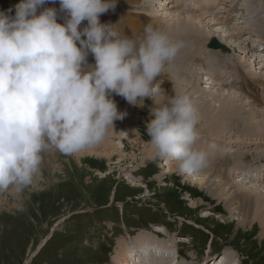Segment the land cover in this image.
<instances>
[{"label":"rangeland","instance_id":"rangeland-1","mask_svg":"<svg viewBox=\"0 0 264 264\" xmlns=\"http://www.w3.org/2000/svg\"><path fill=\"white\" fill-rule=\"evenodd\" d=\"M136 1H140L141 8L145 10L140 13L145 15L143 18L145 17L147 23H149L147 19L151 23L155 20H159L158 22L161 24L168 22L170 24L167 27L171 28L169 30H173L172 27L175 24L173 22L177 18L182 19L191 14L194 18L198 16L191 11V0H187L184 8L180 2L181 9L179 10L176 0L169 2L166 0ZM20 2L21 0H0V11L11 9V14L14 15L15 6ZM56 2L57 9H59V0ZM156 2L160 8H157ZM127 4V2L118 0L116 8L122 7L124 10H121V13H123L117 12L115 8L102 14L100 19L103 23L117 25L119 29V26L122 25L126 35L130 36L132 35L130 27L134 26L127 27L125 21L128 20L129 24V20L133 19L134 16L128 13L133 5ZM139 6H135L134 9L136 10ZM220 8L225 9L224 7L218 9ZM227 10L228 14H235L237 17L238 14L241 15L236 31L248 29L251 22L257 17L252 14H244L242 11L239 12L234 7L227 8ZM165 12L167 13L165 14ZM208 12V14H212V11ZM263 12L264 8L260 9L257 14ZM182 14L184 15L180 16ZM123 15L125 16L124 23L117 19L122 18ZM207 16L213 17V15ZM232 19H234V15L229 16V22ZM247 20L253 21L248 22ZM235 22L237 21L233 20L225 26L230 27ZM86 23L87 21L84 22V24ZM263 23L264 18L258 24L260 28L251 27L252 33L264 36ZM180 26L181 22L174 30L176 36L173 31L167 32H171L169 34L178 39L183 35V33L179 34L183 32L179 29ZM202 26L199 27L204 29L209 27L208 24L205 25L206 27ZM210 26L211 28L208 30L217 27L216 30L219 32H225L221 29L222 25L218 26L212 23ZM195 28L196 26H194ZM185 35L187 38L190 37L187 33ZM205 36L199 33L193 34L191 44L198 47L194 48L191 45L189 49H200L199 42L201 40L204 47L210 40L205 39L207 41L205 42ZM245 37L247 38V36ZM223 38L226 39L225 35ZM261 40L264 42V37ZM219 41L222 42L220 39ZM252 44L254 43L251 42ZM256 47L258 46L256 45ZM199 49L192 52L194 56L191 57L195 61L187 57L186 62L184 58L180 60L178 56L165 69V74L172 81L171 83L177 84L176 79L182 84L180 86L187 88L185 93L188 95L192 88H202L207 83L204 80L201 85L200 81L203 75H199L198 68L192 64H197L195 54L203 51ZM183 51L182 49L180 53L183 54ZM253 52L248 55L249 59L252 58V54H257ZM91 58L94 57L89 55L88 61L95 62ZM242 58L247 59L244 54ZM249 61L251 64L253 63L252 60ZM261 67L258 71L252 69L255 71L254 74L261 72L258 77L261 78L260 80H264V63ZM240 68L245 72L252 71L247 63L242 64ZM207 86H209L208 83ZM263 86L264 82L262 86L259 84L255 87L260 90L261 100H264ZM118 97L114 96L115 100ZM216 97L217 95L212 97L213 99H209L203 93L195 94L193 92L195 101L206 99L210 101L213 110L219 105L213 101ZM232 97L235 98V96ZM246 99L253 98L247 97ZM152 105L155 104L144 102L143 108L131 106V109L127 111L128 121L130 118L136 121L137 129L136 131L131 130L133 135L130 136V140L123 139L127 134L126 128L123 129L125 132L122 130V134L112 137V140L123 143L122 155L115 154L111 158L101 157L100 159L88 157L79 162L73 154H61L51 162L50 168L42 166L43 175H38L32 185L19 193L11 190L0 193V264H111L112 260L117 259L116 257H119L120 264H125L124 259L128 256L126 253H129L132 247L138 250V247L142 245L136 241L138 240L137 236L141 234L146 236L148 231L153 233L154 228L156 229L158 226L162 227L166 235L164 238L168 246L166 251L171 254L168 255L171 259L178 260V264H219L223 261L228 264H264V233L260 224L255 222L249 226L240 225L239 221L242 218L239 211L230 210L225 199L219 201L208 193L211 188L221 185L225 191L229 188L233 192L227 190L230 196L244 190L247 192L258 190L259 193L264 194V182L249 181L244 176L241 177L243 174L256 179L255 175H257L258 180L260 179L264 171V141L257 143V139L253 137L252 142L247 140L248 137L237 139L236 131L228 135L227 140H231L224 141V143H219L212 137L210 140L201 138L208 142V145L204 142V146L206 145L210 149L217 148L216 152L221 155L223 152H229L233 155L231 157L233 160L236 158L235 164L232 163V160L225 163L227 166L232 163L231 170H226L222 163L211 164L215 159L222 158L218 154L213 158L212 154L209 156L210 163L204 167V170L182 173L178 166L177 170L170 174L169 171L173 167V163H178L176 160L171 157L160 158L146 155L154 150L145 129V125L150 119V111L155 107ZM121 106L118 105V108ZM253 109L254 111H252ZM244 110H247L245 112L248 113V116L250 114L249 117L253 120L250 121L251 125L252 122L255 125L264 120V106H256L253 102ZM130 124L126 123L127 126ZM258 127L261 128L262 125ZM241 129L249 130L250 125L243 124ZM253 132L251 135L255 136V130ZM117 136L121 139H117ZM146 156L147 159L144 158ZM231 158L227 157L226 160L229 161ZM221 165V169H225L227 178H223V174L218 173V167ZM244 167L246 168L244 169ZM238 168H242L241 171ZM206 170L210 172L206 173ZM198 177L199 179L204 178L207 183L205 187L200 185ZM211 184L214 185L211 186ZM154 241L156 240L154 239ZM124 249H128L125 254ZM122 254L124 255L122 256ZM137 255L139 256V251ZM132 258L130 257V259ZM130 261L132 264L136 263L134 258Z\"/></svg>","mask_w":264,"mask_h":264},{"label":"clouds","instance_id":"clouds-1","mask_svg":"<svg viewBox=\"0 0 264 264\" xmlns=\"http://www.w3.org/2000/svg\"><path fill=\"white\" fill-rule=\"evenodd\" d=\"M117 2L59 0L57 9L43 7L56 0H21L14 15L0 11V193L32 185L53 150L103 143L127 116L114 96L141 108L154 100L145 129L157 157L173 158L182 173L207 166L193 99L175 87L166 93L157 79L185 42L151 22L130 36L101 22Z\"/></svg>","mask_w":264,"mask_h":264},{"label":"bare ground","instance_id":"bare-ground-1","mask_svg":"<svg viewBox=\"0 0 264 264\" xmlns=\"http://www.w3.org/2000/svg\"><path fill=\"white\" fill-rule=\"evenodd\" d=\"M120 1H124L130 5H133L131 7L130 12L128 11V13H130L131 15H137L139 17V20L137 18H135V19H130L129 22L135 23V24L139 23V25L137 26V28L134 27L132 29L131 34L133 32H135L136 34H140L142 32L144 24H141L139 21H140V19H144V21H145V17L143 18V16H145V15L142 14L143 12L140 13L139 10L134 9L135 6H139V2H137V1L135 2V0H120ZM166 1L169 2L170 0H166ZM167 2H165V3H167ZM176 2H177V6H178L177 9L179 10V9H181L180 2L182 3L181 4L182 7L184 8V4L187 2V0H176ZM169 4H171V3H169ZM46 7H56V4L50 3ZM219 7H224L225 9H221V8L218 9ZM232 7H234L235 9H238L239 12L242 11L244 14H252V15L257 16L254 21L249 20L250 22L251 21H253V22H251V25H249L250 27L248 29H246L244 31L243 30L236 31L237 30L236 28H238L237 24L241 20V15L238 14V17H237V15H235V14H228L229 11L227 10V8L231 9ZM119 8L122 9V7L118 6L116 8V10H117V12L121 13V10H119ZM263 8H264V0H237V2H234V0H191V11L193 13L198 14L197 18H194L193 14H191V15H188V16L182 18V19H178V18L176 20L174 19L175 21L173 20L174 21L173 23H175V24L172 27L173 30H169L171 28L167 27V25L170 24L168 22H165V24H161L160 22H158L159 20L158 21L155 20L154 22H152L153 25H155V26H157V27H159L165 31H173L174 34H175L174 30L179 26V24L181 22V26L179 27V29L183 32H181L179 34L183 33V35H181L178 39H182L184 42H186V45L184 48H182L184 50L183 54L180 53L182 51V49H181V51L177 55V57L178 56L180 57V60H182L184 58L185 61L187 62V57L192 58L191 56H194L192 54V52L195 50L197 51L199 49V48L198 49L196 48L195 50L189 49V47L192 45L191 43L193 42L192 41L193 40V38H192L193 34L199 33L202 35H206L204 40L210 39L209 42H211V40L212 41L216 40L219 43H221V45L224 47V49L214 50V49L209 48V46H208L209 42L206 43V45L203 47V45H202L203 42H201L202 41L201 40L199 42L200 45H199V43H198V45H199L200 49L203 51L201 53H196V54L194 53L195 56L197 57V58H195L197 64H194L191 62L193 65H195L196 68H198L199 75H201V74L203 75L202 79L200 81L201 85L203 84L204 80H206L208 85H209V86H207V83H205V86L202 88L201 87L192 88L191 93H189L190 94L189 96L193 99L195 105L198 108V114H199L198 115L199 116L198 128L200 131L199 140H202L201 138H206V139L210 140V137H212V138H214L215 141H217L219 143L220 142L224 143V141L227 142V141L231 140V139L227 140V136L231 135L232 133H234L236 131L237 135H235V136L237 139H240L242 137H248L247 140H249L250 142L253 141L252 140L253 138L257 139V143H258V141H262V142L264 141V120L262 122H260V124L258 122L255 125L252 122V125H251L250 121H253V120L250 119V117H249L250 114L248 116V113L245 112L247 110H244V109H247L248 106H250V104L253 102L256 106H261V105L264 106L263 105L264 100H261L262 97L260 95L259 88L255 89L256 86H259V84H261V86H262L264 80H260L261 78L259 79V77H258L259 74H261V72L260 73L257 72V74H254L255 71H253V69H255L257 71L260 70L262 68L261 67L262 63H264V46H263L264 43H262V40H261L262 37H264V36L261 34L252 33L253 30L251 28V27L260 28L258 24L264 18V12L262 14H257V13L260 9H263ZM122 10H124V9H122ZM208 11H212L211 12L212 14H208L209 13ZM166 13L167 12H165V14ZM175 15H177V14H175ZM183 15L184 14H182L180 16H183ZM207 15H213V17H209ZM231 15H234V19H232V21L236 20L237 22H235V24L230 26V27H226L225 25H228V23L232 22V21L229 22V16H231ZM127 16H129V15H127ZM248 17H251V16H248ZM242 19H245V18H242ZM246 19H248V18H246ZM249 19H251V18H249ZM147 21L150 22L149 19H147ZM243 21H245V20H243ZM59 22L63 23V19H61ZM125 23H127V22L125 21ZM212 23L216 24L218 26L222 25L221 29L225 30V32L224 31L219 32L218 30H216L217 29L216 26H215L216 29H213V30L209 29L208 30V28H211L210 24H212ZM206 24L209 25V27L207 29L199 27L202 25L205 26ZM127 25H128L127 27L131 26L128 23H127ZM246 25H248V24H246ZM140 26H141V28H140ZM194 26H196L195 29H194ZM119 27H120V29H122L123 26L120 25ZM125 27H126V25H125ZM245 27H248V26H245ZM244 28H242V29H244ZM262 29H264V23H263ZM122 30L125 33V30L124 29H122ZM169 33H171V32H169ZM185 33L190 35V37H188L189 39L187 38V35H185ZM125 34H127V33H125ZM222 35L223 36L225 35L226 39H224ZM175 36H176V34H175ZM245 36H247V38ZM194 37L196 39H198L196 37V35H194ZM173 38L175 39L176 37H173ZM218 38L222 42H220ZM200 39H202V38H200ZM206 40H205V42H207ZM205 42H204V44H205ZM249 42H250V44H249ZM251 42L256 44L258 47H256L255 45L253 47H251L252 46ZM248 46H250V47H248ZM195 47H198V46L195 45ZM259 47H262L263 50L258 49ZM253 50H254V52H253ZM252 52L254 54L255 53H257V54H255V55L252 54V58L250 57L251 59H249L248 55H250ZM243 54L247 57V59L242 58ZM190 58H188V59H190ZM91 59L93 61L94 58H91ZM192 60H193V58H192ZM249 60H252L253 63L251 64L250 63L251 61H249ZM193 61H195V60H193ZM247 61H249V62H247ZM88 63L94 64L95 62H89L88 61ZM244 63H247L248 67L252 71H250V72L243 71L242 68H240V66ZM157 79L163 81V84L161 86L165 90V92L168 94H172L173 87L180 89V90H183L184 92H186V90H187V88L180 86L182 84H180L176 79H175V81L177 84H175V82H173L174 84L171 83L172 81L168 78V76L166 74H162ZM215 90H217V91L214 92ZM192 91L195 94L203 93L204 96L209 98V99H211L212 97H215L217 95V97L213 101H216L219 105L217 106V108L215 107V110H213V108L211 107V104L209 103L210 101H207L206 99L205 100L204 99H198L197 101H195V99L193 98V92ZM243 95H245V96H243ZM232 96H235V98H233ZM247 97H250L253 99H246ZM165 99H166L165 96L162 95L158 98V102L163 103L165 101ZM245 100H247V101L250 100V101L247 102ZM116 102L118 105H122L119 108L120 111H126L127 112L131 109L132 105L129 104L121 96H119L116 99ZM144 102H148L151 104V103H154V100L151 98H147V99H145ZM152 106H155V105H152ZM252 111H254V109ZM249 113H252V112H249ZM256 113H252V114H256ZM252 114H251V116H253ZM253 117H255V116H253ZM127 122H128V124L129 123H131V124L129 126H127L126 125ZM243 124H249L250 129L249 130H242L241 126ZM261 125H262V127L259 128L258 126H261ZM123 129L126 130L127 134L124 135V138L123 137L122 138L130 140L131 139L130 136L133 135V133H132L133 131H131V130L134 129L136 131L137 122L133 121L131 118L128 121L127 117H125L123 120H117L115 122V131H113L104 140L103 143H101L98 146L88 148L86 150H83V151H80L78 153L73 154L74 158L77 161L81 162L83 160H86L88 157H90V158L96 157V158L100 159L101 157L111 158L115 154L116 155H118V154L122 155L123 143H121L120 141L112 140L113 139L112 137H114L116 134H122ZM253 130H255V134H256L255 136L251 135ZM253 134H254V132H253ZM117 139L120 140L121 137H118ZM202 141L205 142L206 140H202ZM118 142H120V143H118ZM262 142H259V143H262ZM206 145H208V144H206ZM206 145L205 146L203 145L204 146L203 148L205 149V151H207L209 153V156H210L214 153L216 148L210 149V148L206 147ZM209 146H211V145H209ZM197 147H198V144H197ZM61 154L62 153L55 151V150L45 154V159H44V163L42 166H44V168H47V169L50 168L51 162H53ZM146 155L148 157L156 156L154 154V150L150 151ZM147 156L144 158L147 159ZM213 158H211V159H213ZM239 158H238V160H239ZM209 159H210V157H209ZM231 160H232V158L229 159V161L224 159V158H221L219 160L215 159L214 161H212L211 164H215V163H216V165H217V163H226L227 164V162H230ZM235 160H236V158H235ZM235 160H233V161H235ZM208 163H210V162H208ZM178 166H179L178 163H173V167L170 169L169 173L170 174L174 173L177 170ZM245 168L246 167H244V169ZM178 169H179V167H178ZM238 169H240L239 171H241L242 168H238ZM41 171H42V167H41ZM41 171H40L39 176L43 175ZM208 171L209 170H206V173H208ZM218 173L220 175L223 174V176H224L223 178H225V177L227 178V176H225L226 175L225 169H219ZM242 176H244V178H246V179H249V181L264 182V171L261 174L259 180H258L257 175H255L256 179H253V177H251V176L249 177V176L243 175V174L241 175V177ZM203 177H204V175H203ZM198 179H199V177H198ZM198 181H199L200 185H202L204 187H205V185H207V183H205V181H204V178H201ZM213 185L214 184H211V186H213ZM227 190H228V192H231V190L229 188H227L225 191V188H223L221 185H217V186L211 188V190H209L208 193H210L213 197L219 199V201H221V200L224 201L223 199H225L226 202H228L227 205H229L228 208L230 210H238L239 211L238 213L240 214V216L242 218L241 221H239L240 225L249 226V225L255 224V222L256 223L258 222L260 224V226L262 227V230L264 233V194L259 193L258 190H254L253 192L252 191L247 192L244 190V191H241L239 193L237 192L236 194H233L230 196V194L227 192ZM231 193H233V192H231ZM232 206H234V207L231 208ZM163 231L164 230L162 229V227L158 226V227H156V229L154 228L153 233L154 234H161V233H163ZM147 234L148 235H146V236H144L142 234L137 236L138 240H136V241L139 243H142V245L140 247H138V250L135 247H132L131 251L129 253H126V254H128V256H127V258H125L126 260L124 259L125 264H132L130 260H132L133 258H134V261H136V263H133V264H176L175 258L171 259L170 256L168 255V252L166 251V248H167L166 243H164L161 238H158L155 235H152L151 233L147 232ZM154 239L156 241H154ZM133 245H135V244L133 243ZM126 250H128V249L123 250L124 254H125ZM143 250L146 251V254H145V251H143ZM138 251H139V256L137 255ZM124 254H122V256ZM130 257H133V258L130 259ZM116 258L117 259L112 260L111 264H120L121 263L119 257H116ZM118 259H119V261H118ZM224 263L228 264L224 261H223V263L220 262L219 264H224Z\"/></svg>","mask_w":264,"mask_h":264},{"label":"water","instance_id":"water-1","mask_svg":"<svg viewBox=\"0 0 264 264\" xmlns=\"http://www.w3.org/2000/svg\"><path fill=\"white\" fill-rule=\"evenodd\" d=\"M212 49L224 48L218 41L213 40V43L210 45Z\"/></svg>","mask_w":264,"mask_h":264}]
</instances>
